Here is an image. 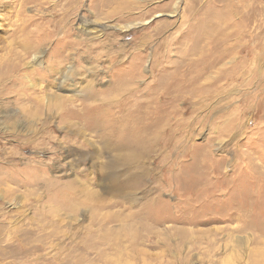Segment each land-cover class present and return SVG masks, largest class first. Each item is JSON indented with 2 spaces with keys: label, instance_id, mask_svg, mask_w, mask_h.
<instances>
[{
  "label": "rangeland",
  "instance_id": "374dc122",
  "mask_svg": "<svg viewBox=\"0 0 264 264\" xmlns=\"http://www.w3.org/2000/svg\"><path fill=\"white\" fill-rule=\"evenodd\" d=\"M0 264H264V0H0Z\"/></svg>",
  "mask_w": 264,
  "mask_h": 264
}]
</instances>
